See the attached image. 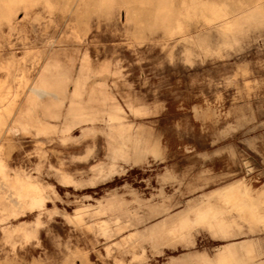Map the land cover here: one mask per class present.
Returning a JSON list of instances; mask_svg holds the SVG:
<instances>
[{
    "label": "rangeland",
    "instance_id": "obj_1",
    "mask_svg": "<svg viewBox=\"0 0 264 264\" xmlns=\"http://www.w3.org/2000/svg\"><path fill=\"white\" fill-rule=\"evenodd\" d=\"M0 81V264H264V0H0Z\"/></svg>",
    "mask_w": 264,
    "mask_h": 264
},
{
    "label": "bare ground",
    "instance_id": "obj_2",
    "mask_svg": "<svg viewBox=\"0 0 264 264\" xmlns=\"http://www.w3.org/2000/svg\"><path fill=\"white\" fill-rule=\"evenodd\" d=\"M14 1H16V0H14ZM6 3V2H5ZM12 3V2H11ZM22 3V2H21ZM204 3V2H203ZM13 4V3H12ZM14 5V4H13ZM16 5V4H15ZM23 5V4H22ZM21 5V6H22ZM17 6H19V5H17ZM25 6V15H27V16H29L30 17V13L32 12V10L33 9H30L27 5H24ZM16 7V6H15ZM11 8V7H10ZM207 8H209L210 9V7H207ZM14 9V8H13ZM12 9V10H13ZM16 9V8H15ZM203 10V9H202ZM19 11V10H18ZM22 11V10H21ZM15 13V12H14ZM14 13H12L13 15H14ZM128 11H126V15H128ZM26 16V17H27ZM32 16V15H31ZM124 17V16H123ZM127 17V16H126ZM26 21V20H25ZM12 23V22H11ZM10 23V24H11ZM25 25V24H24ZM24 25H23V27H24ZM12 27V26H11ZM22 27V28H23ZM30 30H31V27H30V23L29 24H26V28H25V35L27 36V37H29L30 36ZM81 40V39H80ZM6 62H7V60H6ZM10 63H9V61L7 62V63H3V65H2V68H3V70H4V73L6 74V76H7V73H8V71H9V68H10ZM3 82L4 81H0V86H1V84H3ZM7 84V83H6ZM11 130V129H10ZM14 132V131H13ZM15 133H16V131H15ZM2 140H0V148L2 149L3 148V145H2V142H1ZM8 158V157H7ZM9 175V174H8ZM3 177V176H2ZM1 177V178H2ZM9 177V176H8ZM17 179V178H16ZM5 180V179H4ZM14 181H15V179H13ZM9 181V180H8ZM11 182V181H10ZM12 183V182H11ZM5 184V183H4ZM8 184V183H7ZM15 184H16V182H14V185H12V186H14V187H18V186H15ZM242 185V188L244 189V192H245V197L246 198H248V199H250L252 202H254V203H256L258 206H259V208L261 207V209L264 207V197L263 196H259V197H257L256 199L255 198H253L252 197V195H251V192H250V190L248 189V187L244 184V183H241ZM18 185V184H17ZM13 187V188H14ZM31 187H33V186H31ZM20 188V187H19ZM13 190V189H12ZM18 190V189H17ZM14 191H16L15 190V188H14ZM19 191V190H18ZM28 191V190H27ZM39 191V190H38ZM37 191V192H38ZM10 192V191H9ZM17 192V191H16ZM25 192V191H24ZM27 193V192H26ZM15 194V193H14ZM18 194V193H17ZM23 194H25V193H23ZM31 194V193H30ZM18 196V195H17ZM25 196H28V195H24V197ZM19 197V196H18ZM21 198V197H20ZM24 199V198H23ZM31 199V198H30ZM16 201H17V199H16ZM19 202L20 201H18V204H19ZM22 203V202H21ZM27 204V203H26ZM22 205V204H21ZM248 205V204H247ZM252 206H253V204H251ZM25 206V205H24ZM258 206H256V207H258ZM19 207V206H18ZM17 207V208H18ZM246 207V206H245ZM252 208H254V207H252ZM5 209V208H4ZM236 211L237 210H240V208H237V207H235L234 208ZM242 209H244V208H242ZM17 210V209H16ZM16 210H14V211H16ZM22 210V209H21ZM241 212V211H240ZM251 212V211H250ZM258 212V211H257ZM260 212V211H259ZM210 214V213H209ZM253 215H255V214H253ZM257 215H258V213H257ZM218 216V215H217ZM216 218H219V217H216ZM215 218V219H216ZM260 218V221L264 224V214H262L261 213V216L259 217ZM237 220V223L238 224H241L240 225V227L241 226H243L244 224H245V222H244V220H243V218L241 217V216H239L238 217V219H236ZM236 220H234V221H236ZM222 221V220H221ZM225 222V221H224ZM234 223V222H233ZM225 224V223H224ZM228 224H230V223H228ZM217 226V225H216ZM228 226V225H227ZM233 226V225H232ZM224 227V226H223ZM226 227V226H225ZM216 229V228H215ZM225 231V230H224ZM228 251V250H227ZM227 251H225V252H227ZM229 252V251H228ZM227 254V253H226ZM246 254H247V252H246ZM251 254V253H250ZM224 255V254H223ZM242 257V256H241ZM247 257H248V254H247ZM251 256H249L248 258H250ZM253 257V256H252ZM220 258V257H219ZM224 258H225V260H228L229 261V264H234V262L235 261H237V258L234 256V254L233 255H227V256H224ZM221 260H222V258H220ZM219 259V260H220ZM243 259V258H242ZM242 259H241V261H242ZM224 259H223V261H225ZM239 260V259H238ZM226 262V261H225ZM239 264V263H238Z\"/></svg>",
    "mask_w": 264,
    "mask_h": 264
}]
</instances>
